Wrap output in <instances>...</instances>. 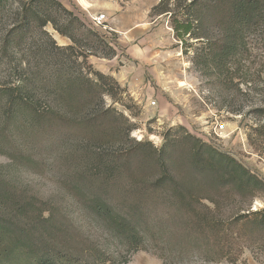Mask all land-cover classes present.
Wrapping results in <instances>:
<instances>
[{"label":"trees","instance_id":"obj_1","mask_svg":"<svg viewBox=\"0 0 264 264\" xmlns=\"http://www.w3.org/2000/svg\"><path fill=\"white\" fill-rule=\"evenodd\" d=\"M171 1L162 0L153 12L173 17ZM175 2V7L185 3L189 13L185 20L173 21V30L182 42L187 36H197L195 31L205 23L207 17L195 16L203 7L218 9L223 15V35L219 41L208 44V54L200 64L215 70L225 80H233L228 73L238 69L245 53L259 50V40L264 48V0ZM49 26L68 38L71 45H57L47 31ZM51 56L56 57L54 62L49 61ZM74 56L83 59L84 67L93 69L91 57L110 60L117 52L110 41L59 0H0V61L16 62L14 71L19 74L11 82L0 81V135H5L15 159L23 158L15 142L20 137L21 127L31 128L41 137L57 136L58 132L77 128L79 136L97 145L107 144L112 139L120 143L130 135L133 128L127 131L119 123L117 111L105 104V96L115 97L113 87L118 84L114 78L95 69L90 70V74L85 73L82 64L78 66L71 61ZM249 83L253 81L247 79L245 84ZM251 113L259 120L264 119V106L252 109ZM189 137L195 142L191 159L180 156V160L174 155L175 150L168 153L160 150L158 161L152 168L149 166L151 169L147 167L142 171L145 157H136L134 150L122 160L120 156L116 162L120 175L84 174L85 181L92 186L100 176L104 189L119 186L117 182L127 177L139 175L141 179L138 185L123 189L124 193H133L135 200L127 207V213H119L99 196L92 197L90 209L112 224L131 256L146 249L148 230L143 223L153 220L145 197L156 202L171 200L170 207L159 214L158 220L162 225L167 224L169 243L173 237H191L197 242L200 254L215 263L238 264L246 250H258L264 255V210L251 211L250 203L234 210L231 216L221 218L226 215L221 200L241 197L252 202L256 191H264V183L229 155ZM9 191L10 186L0 177V204L9 198ZM74 192L78 197L79 191ZM13 209L10 215L0 213V264H14L16 249L30 264H113L108 254L79 233L59 209L47 210V216L41 214L35 226L17 221L14 215L20 213L21 208H16L18 212ZM35 227H41L50 235L57 234L58 244L36 234ZM5 239H10L12 246L5 244ZM160 249L163 264H171L169 261L174 257H181L168 256ZM129 261L127 258L123 263Z\"/></svg>","mask_w":264,"mask_h":264},{"label":"rangeland","instance_id":"obj_2","mask_svg":"<svg viewBox=\"0 0 264 264\" xmlns=\"http://www.w3.org/2000/svg\"><path fill=\"white\" fill-rule=\"evenodd\" d=\"M161 1L63 0L68 9L116 49L114 59L91 57L90 62L93 69L114 78L118 84L113 87L115 97L105 96V104L117 111V119L126 130L133 129L120 143L112 139L107 144L97 145L79 136L77 128H68L63 133L58 132L57 136L41 137L31 128L21 127L20 137L15 139L22 150L21 159L13 157L5 135H0V177L6 186H10L9 198L0 204V213L10 215L13 208L18 212L16 208L20 207L21 212L14 215L17 221L35 226L41 214L47 216V210L59 209L79 233L108 254L113 264H124L127 258H130L128 264H163L160 248L168 256L181 255L182 258L170 260L171 264H230L206 260L191 237H173L169 243L167 224L158 221L159 214L170 207L168 198L156 202L145 197L153 220L143 223L148 230L146 249L132 256L112 224L95 215L89 207L92 197L99 196L115 206L119 213H127V207L135 200L133 193H124L123 189L138 185L141 179L139 175L127 177L117 182L119 186L104 189L100 176L92 186L85 181L84 174L120 175L116 162L120 156L122 160L134 150L136 157H145L142 171L147 167L151 169L158 161L160 150L166 153L175 150L174 155L179 158L191 159L195 142L189 136L229 155L264 183V119L259 120L251 113L252 109L264 106V48L261 41H258L259 50L245 53L238 69L228 73L233 80H225L215 70L200 64L208 54V44L219 41L223 35L224 17L220 11L203 7L195 13V16L203 15L207 19L201 29L195 31L197 36H187L182 42L173 30V21L187 18L185 3L175 7L176 2L172 0L171 17L153 12ZM100 15L105 19L101 25H96L93 18ZM47 31L57 45H71L68 38L59 35L51 26ZM51 57L49 61L54 62L56 57ZM92 59L96 60L92 62ZM71 61L83 65V59L76 56ZM15 63L0 61L1 82L17 79ZM93 69L83 65L85 73L90 74ZM247 79L253 83L245 84ZM233 110L242 113H232ZM217 122L225 125L222 137L215 134ZM75 189L79 191L78 197L74 194ZM223 200L226 215L222 219L250 203L251 211L264 210V191H256L252 202L241 197ZM35 232L58 244L57 234L45 233L41 227ZM4 241L12 246L10 239ZM15 257L14 264H30L17 249ZM238 264H264V255L258 250H246Z\"/></svg>","mask_w":264,"mask_h":264},{"label":"built area","instance_id":"obj_3","mask_svg":"<svg viewBox=\"0 0 264 264\" xmlns=\"http://www.w3.org/2000/svg\"><path fill=\"white\" fill-rule=\"evenodd\" d=\"M105 19V16L104 15H100L96 18H93V22L96 24V25H101V23L104 21ZM225 131V125L223 123H216L215 124V134L217 137H222L223 136V133Z\"/></svg>","mask_w":264,"mask_h":264},{"label":"crops","instance_id":"obj_4","mask_svg":"<svg viewBox=\"0 0 264 264\" xmlns=\"http://www.w3.org/2000/svg\"><path fill=\"white\" fill-rule=\"evenodd\" d=\"M59 1L63 3V0H59ZM93 60H96V59H92V62H93Z\"/></svg>","mask_w":264,"mask_h":264}]
</instances>
